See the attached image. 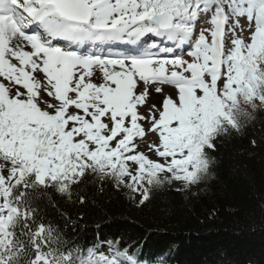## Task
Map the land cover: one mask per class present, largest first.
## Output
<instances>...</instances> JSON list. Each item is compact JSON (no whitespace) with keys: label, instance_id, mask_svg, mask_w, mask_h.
Listing matches in <instances>:
<instances>
[{"label":"snow or ice","instance_id":"1","mask_svg":"<svg viewBox=\"0 0 264 264\" xmlns=\"http://www.w3.org/2000/svg\"><path fill=\"white\" fill-rule=\"evenodd\" d=\"M258 107L264 0H0V264H151L66 238L32 194L188 190Z\"/></svg>","mask_w":264,"mask_h":264},{"label":"trees","instance_id":"2","mask_svg":"<svg viewBox=\"0 0 264 264\" xmlns=\"http://www.w3.org/2000/svg\"><path fill=\"white\" fill-rule=\"evenodd\" d=\"M210 155L213 170L192 192L165 185L141 205L89 176L71 199L37 190L33 205L66 238L119 240L151 264H264V108Z\"/></svg>","mask_w":264,"mask_h":264},{"label":"rangeland","instance_id":"3","mask_svg":"<svg viewBox=\"0 0 264 264\" xmlns=\"http://www.w3.org/2000/svg\"><path fill=\"white\" fill-rule=\"evenodd\" d=\"M152 98H153V99H158L157 96H153ZM176 187H177V186L174 184L173 186H171V189L175 190ZM197 188H198L197 186H194V187L189 188L188 190H183V191H190V192H192V191L196 190ZM175 191H176V190H175ZM132 200H133L134 203L139 204V203H138V197H137V199H135V200L132 199Z\"/></svg>","mask_w":264,"mask_h":264},{"label":"bare ground","instance_id":"4","mask_svg":"<svg viewBox=\"0 0 264 264\" xmlns=\"http://www.w3.org/2000/svg\"><path fill=\"white\" fill-rule=\"evenodd\" d=\"M153 99V98H152Z\"/></svg>","mask_w":264,"mask_h":264}]
</instances>
